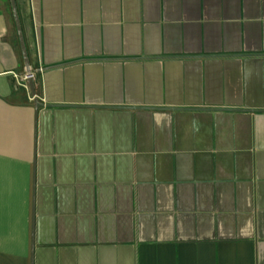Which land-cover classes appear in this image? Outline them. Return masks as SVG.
<instances>
[{"label":"crops","instance_id":"obj_1","mask_svg":"<svg viewBox=\"0 0 264 264\" xmlns=\"http://www.w3.org/2000/svg\"><path fill=\"white\" fill-rule=\"evenodd\" d=\"M14 3L0 264H264V0Z\"/></svg>","mask_w":264,"mask_h":264},{"label":"water","instance_id":"obj_2","mask_svg":"<svg viewBox=\"0 0 264 264\" xmlns=\"http://www.w3.org/2000/svg\"><path fill=\"white\" fill-rule=\"evenodd\" d=\"M9 2H10L12 15H13V19H14V24H15V28H16V32H17V36H18L20 49H21V54H22V58H23L24 66H25V71H26V73H29L30 71H29V67H28L26 51H25V48H24L22 35H21V31H20V26H19V22H18V17H17V13H16L15 3H14V0H9ZM28 83H29V86H30V90L32 92V87H33L32 86V79H30L28 81ZM34 106L37 108V107H39V104L34 102Z\"/></svg>","mask_w":264,"mask_h":264},{"label":"built area","instance_id":"obj_3","mask_svg":"<svg viewBox=\"0 0 264 264\" xmlns=\"http://www.w3.org/2000/svg\"><path fill=\"white\" fill-rule=\"evenodd\" d=\"M32 77H33V75L31 74V72H29V73H24L20 78H19V84H20V86L22 87V88H24L25 90H28V81L30 80V79H32ZM30 100L31 101H33L34 100V96H32L31 98H30Z\"/></svg>","mask_w":264,"mask_h":264}]
</instances>
